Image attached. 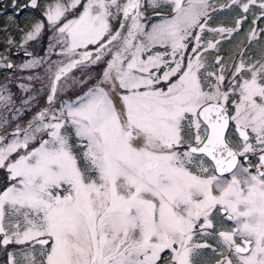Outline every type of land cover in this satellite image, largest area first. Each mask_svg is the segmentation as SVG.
I'll return each instance as SVG.
<instances>
[{
    "label": "snow or ice",
    "instance_id": "6c2138e0",
    "mask_svg": "<svg viewBox=\"0 0 264 264\" xmlns=\"http://www.w3.org/2000/svg\"><path fill=\"white\" fill-rule=\"evenodd\" d=\"M25 8L0 41V264H264V0Z\"/></svg>",
    "mask_w": 264,
    "mask_h": 264
},
{
    "label": "flooded vegetation",
    "instance_id": "af4514ba",
    "mask_svg": "<svg viewBox=\"0 0 264 264\" xmlns=\"http://www.w3.org/2000/svg\"><path fill=\"white\" fill-rule=\"evenodd\" d=\"M27 2L28 1L23 2L20 6L25 5ZM11 5H12V0H0V41H2L8 33H11L14 36L16 35L15 28L17 26L16 18L18 16L17 14L18 6H19L18 0H17L16 9H13ZM24 11L26 10H23V12ZM9 16L14 17V19L10 21L8 19ZM4 29H7V32H5ZM0 51H3L2 45H0ZM0 79H3V77L0 76Z\"/></svg>",
    "mask_w": 264,
    "mask_h": 264
},
{
    "label": "rangeland",
    "instance_id": "374dc122",
    "mask_svg": "<svg viewBox=\"0 0 264 264\" xmlns=\"http://www.w3.org/2000/svg\"><path fill=\"white\" fill-rule=\"evenodd\" d=\"M25 1H28V0H21L22 3ZM25 10L26 11H24L23 16H22V21L24 22L23 27H25L26 25H29L32 22L34 16L38 15V13L33 9L26 8ZM225 22H227V21H225ZM19 23H20V21H18V18H16V25L18 26ZM47 43H48L47 38L42 39L38 43H35V45H34L35 49L38 52H42L47 47ZM17 59H23V57H20Z\"/></svg>",
    "mask_w": 264,
    "mask_h": 264
},
{
    "label": "trees",
    "instance_id": "16d2710c",
    "mask_svg": "<svg viewBox=\"0 0 264 264\" xmlns=\"http://www.w3.org/2000/svg\"><path fill=\"white\" fill-rule=\"evenodd\" d=\"M19 4L20 3H22L20 0H19V2H18ZM22 16H23V14L21 13L20 15H18L17 16V18H18V21H20V23H19V27H23V25H24V22L22 21ZM15 36H17V38H18V33H16V35ZM17 59V58H16ZM19 60V59H18Z\"/></svg>",
    "mask_w": 264,
    "mask_h": 264
}]
</instances>
